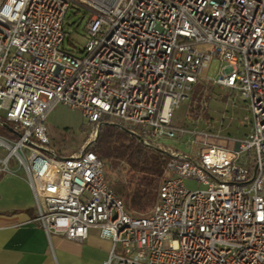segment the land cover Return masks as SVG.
<instances>
[{
    "label": "built area",
    "instance_id": "built-area-1",
    "mask_svg": "<svg viewBox=\"0 0 264 264\" xmlns=\"http://www.w3.org/2000/svg\"><path fill=\"white\" fill-rule=\"evenodd\" d=\"M73 4L88 15L79 50L64 47ZM199 80L241 93L249 131L233 150L168 149L147 212L126 210L93 152L47 149L59 104L174 141ZM0 128V178L24 174L48 238L96 229L111 242L102 264H264V0H0Z\"/></svg>",
    "mask_w": 264,
    "mask_h": 264
},
{
    "label": "rangeland",
    "instance_id": "rangeland-1",
    "mask_svg": "<svg viewBox=\"0 0 264 264\" xmlns=\"http://www.w3.org/2000/svg\"><path fill=\"white\" fill-rule=\"evenodd\" d=\"M81 7L73 4V9L66 12L63 25L66 33L65 49L75 47L79 50L87 41L85 24L88 15ZM218 64L215 58L205 72L206 77L215 75ZM204 103L206 108L202 112ZM248 117V107L240 92L199 80L173 115V124L178 128L184 127L186 133L178 135L174 141L159 145L187 156L195 154L202 145L233 150L235 144L249 131ZM108 122L122 125L117 119L111 118ZM45 124L49 135L47 149L61 157L73 156L86 150L88 141L97 136L94 125L87 122L80 109L61 104L48 113ZM3 131L0 128V134ZM105 171L110 185L127 181L130 174L129 167L123 163L116 170L106 165ZM187 184L193 186V183Z\"/></svg>",
    "mask_w": 264,
    "mask_h": 264
},
{
    "label": "crops",
    "instance_id": "crops-1",
    "mask_svg": "<svg viewBox=\"0 0 264 264\" xmlns=\"http://www.w3.org/2000/svg\"><path fill=\"white\" fill-rule=\"evenodd\" d=\"M111 242L91 229L83 242L48 238L35 220L34 200L22 172L0 179V264H102Z\"/></svg>",
    "mask_w": 264,
    "mask_h": 264
},
{
    "label": "trees",
    "instance_id": "trees-1",
    "mask_svg": "<svg viewBox=\"0 0 264 264\" xmlns=\"http://www.w3.org/2000/svg\"><path fill=\"white\" fill-rule=\"evenodd\" d=\"M108 121L109 118L103 117L93 124L97 136L88 141L86 150L113 170L121 163L129 167L127 181L115 183L111 188L129 213H143L155 202L170 152L167 147L143 142L140 135Z\"/></svg>",
    "mask_w": 264,
    "mask_h": 264
}]
</instances>
